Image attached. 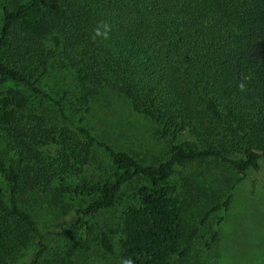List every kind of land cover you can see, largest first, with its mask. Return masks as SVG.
<instances>
[{"label": "trees", "instance_id": "1", "mask_svg": "<svg viewBox=\"0 0 264 264\" xmlns=\"http://www.w3.org/2000/svg\"><path fill=\"white\" fill-rule=\"evenodd\" d=\"M53 66L74 70L85 87L126 97L163 137L193 139L171 142L166 159L143 164L86 126H49L27 111L29 97L18 86L53 100L40 86ZM0 92V129L15 151V158L0 152L7 183L5 199L0 186V264H15L31 241L37 249L21 264H59L44 261L46 236L23 206L28 196L45 194L55 205L69 190L91 197L64 223L76 230L112 209L138 177L148 183L122 212L119 264H172L197 233L184 221L180 184L170 181L174 167L215 158L244 172L264 157V0H13L2 7ZM50 142L56 152L48 156L41 148ZM96 147L108 151L113 179L83 180L72 191L55 185L82 172ZM181 185L189 187L186 179ZM100 245L115 251L103 227Z\"/></svg>", "mask_w": 264, "mask_h": 264}, {"label": "rangeland", "instance_id": "2", "mask_svg": "<svg viewBox=\"0 0 264 264\" xmlns=\"http://www.w3.org/2000/svg\"><path fill=\"white\" fill-rule=\"evenodd\" d=\"M12 1L0 0V29L2 7ZM10 85L13 83L7 84L1 91ZM40 86L53 100L26 86H18L29 97L28 112L45 116L49 126H86L100 141L116 150L132 153L143 164L166 159L171 142L193 139L189 134L174 140L163 137L157 125L135 112L126 97L104 85L85 87L79 83L72 69L51 67L49 73L40 79ZM85 92L91 94L88 102L83 98ZM55 101L60 102L63 112ZM10 145V140L0 129V152L7 158H15V151ZM41 150L51 156L55 154L56 146L50 142ZM259 162L258 169L244 172L215 158L174 167L170 181L180 184V194L185 201L184 221L190 231L196 229L197 233L188 246L187 255L176 258L172 264H264V157ZM115 172L108 151L96 147L82 172L59 178L55 185H65L72 191L83 180L98 185L113 179ZM184 179L189 183L187 189L181 185ZM147 183L145 177H138L125 184L112 209L103 212L98 220L84 218L85 224L76 230L64 223L71 222L75 217L74 210L84 206L91 197L69 190L62 203L55 205L45 194L28 196L23 206L35 215L46 236L48 248L43 260L59 264H119L122 212L136 200L138 188ZM0 186L4 188L5 199L7 183L1 172ZM61 225H64V230ZM102 227L111 234L115 243L114 252H107L100 245ZM36 249L31 241L16 254L14 263L21 264Z\"/></svg>", "mask_w": 264, "mask_h": 264}]
</instances>
